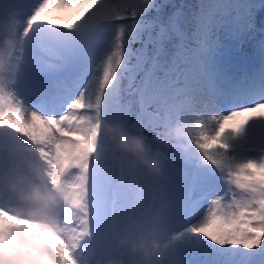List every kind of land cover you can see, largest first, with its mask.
<instances>
[{"label": "snow or ice", "instance_id": "6c2138e0", "mask_svg": "<svg viewBox=\"0 0 264 264\" xmlns=\"http://www.w3.org/2000/svg\"><path fill=\"white\" fill-rule=\"evenodd\" d=\"M53 8L78 10L50 18ZM166 8L36 0L0 9L21 20L0 78V264H134L110 243L125 216L161 227L188 264L212 253L264 264V55L238 72L222 39L252 29V9L202 0L185 18ZM180 120L177 147L164 130ZM116 124L162 161L158 175L114 155ZM16 184L61 192L55 219Z\"/></svg>", "mask_w": 264, "mask_h": 264}, {"label": "clouds", "instance_id": "9594fccd", "mask_svg": "<svg viewBox=\"0 0 264 264\" xmlns=\"http://www.w3.org/2000/svg\"><path fill=\"white\" fill-rule=\"evenodd\" d=\"M21 20L5 11L0 16V78L6 76L12 63V57L18 47L17 31ZM185 122L172 121L164 134L172 138L180 147V137L186 135ZM108 138L114 148V155L127 153L132 160L143 166L150 175H158L162 161L148 149L145 141L116 124L107 129ZM14 191L17 196L35 206L37 211L47 214L51 220L55 213L51 209L59 207L63 202L62 193L49 185L16 184ZM123 229L110 237V243L118 245L134 259V264H188L181 251L174 248L166 238L165 231L150 223L147 219L137 221L133 216L123 218ZM98 264H123L120 259L104 258Z\"/></svg>", "mask_w": 264, "mask_h": 264}, {"label": "rangeland", "instance_id": "374dc122", "mask_svg": "<svg viewBox=\"0 0 264 264\" xmlns=\"http://www.w3.org/2000/svg\"><path fill=\"white\" fill-rule=\"evenodd\" d=\"M36 0H32L28 4H34ZM202 0H197L199 5ZM252 9L253 27L246 31L240 38H233L229 33H225L224 39V55L238 72L251 71L258 65L262 55H264V0H248ZM23 5L21 0H0V9L5 5ZM27 4V5H28ZM72 9H51L47 15L52 18L59 17L56 13H71ZM51 18V17H50ZM196 264H223L222 258L218 253H212L206 260L197 258Z\"/></svg>", "mask_w": 264, "mask_h": 264}, {"label": "trees", "instance_id": "16d2710c", "mask_svg": "<svg viewBox=\"0 0 264 264\" xmlns=\"http://www.w3.org/2000/svg\"><path fill=\"white\" fill-rule=\"evenodd\" d=\"M158 3H166V12L169 14L176 13L184 14L185 18L193 15L194 10L197 8V0H157Z\"/></svg>", "mask_w": 264, "mask_h": 264}, {"label": "bare ground", "instance_id": "6f19581e", "mask_svg": "<svg viewBox=\"0 0 264 264\" xmlns=\"http://www.w3.org/2000/svg\"><path fill=\"white\" fill-rule=\"evenodd\" d=\"M22 1V3H23V5H27L28 3H30L32 0H21ZM59 10V9H58ZM77 10H74V11H72L71 13H69V14H67V13H63L62 12V16H61V13H59V12H57L56 14L59 16V17H64V18H68V17H70V15L71 14H74L75 12H76ZM51 18L53 17L52 15L50 16ZM54 18H56L55 16H54ZM243 72V71H242Z\"/></svg>", "mask_w": 264, "mask_h": 264}]
</instances>
